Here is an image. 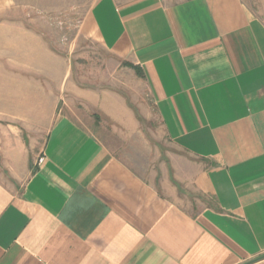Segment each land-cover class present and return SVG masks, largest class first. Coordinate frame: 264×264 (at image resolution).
Listing matches in <instances>:
<instances>
[{
	"label": "crops",
	"instance_id": "obj_1",
	"mask_svg": "<svg viewBox=\"0 0 264 264\" xmlns=\"http://www.w3.org/2000/svg\"><path fill=\"white\" fill-rule=\"evenodd\" d=\"M83 29L138 68L183 155L157 187L61 115L46 162L0 183V264H264V0H97Z\"/></svg>",
	"mask_w": 264,
	"mask_h": 264
},
{
	"label": "rangeland",
	"instance_id": "obj_2",
	"mask_svg": "<svg viewBox=\"0 0 264 264\" xmlns=\"http://www.w3.org/2000/svg\"><path fill=\"white\" fill-rule=\"evenodd\" d=\"M96 1L0 0V183L7 187L21 189L27 165L46 162L44 145L61 115L84 123L157 187L169 156L183 155L161 129L138 68L84 31ZM180 195L192 209L193 196Z\"/></svg>",
	"mask_w": 264,
	"mask_h": 264
},
{
	"label": "built area",
	"instance_id": "obj_3",
	"mask_svg": "<svg viewBox=\"0 0 264 264\" xmlns=\"http://www.w3.org/2000/svg\"><path fill=\"white\" fill-rule=\"evenodd\" d=\"M44 160L43 159H41V162H43Z\"/></svg>",
	"mask_w": 264,
	"mask_h": 264
}]
</instances>
